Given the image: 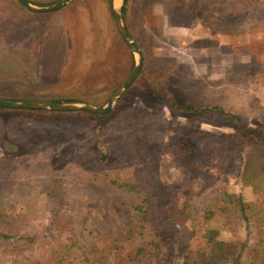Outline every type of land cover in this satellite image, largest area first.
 Here are the masks:
<instances>
[{
  "label": "rangeland",
  "instance_id": "1",
  "mask_svg": "<svg viewBox=\"0 0 264 264\" xmlns=\"http://www.w3.org/2000/svg\"><path fill=\"white\" fill-rule=\"evenodd\" d=\"M237 1L128 0L124 20L143 64L107 114L0 111V264L14 258L2 233L47 243L62 232L124 233L140 198L106 178L152 186L176 228L193 230L190 248L236 241L244 262L255 238L242 223L232 231L195 221L224 190L264 207L240 179L256 139L239 132L264 137V5L238 8ZM8 4L0 0L1 12L11 10L0 18V30H8L0 98L102 106L132 70L136 55L108 0H69L40 13ZM40 239L24 251L31 261L45 246ZM174 247L179 264L180 244Z\"/></svg>",
  "mask_w": 264,
  "mask_h": 264
},
{
  "label": "trees",
  "instance_id": "2",
  "mask_svg": "<svg viewBox=\"0 0 264 264\" xmlns=\"http://www.w3.org/2000/svg\"><path fill=\"white\" fill-rule=\"evenodd\" d=\"M5 2L12 7L26 10L16 0H5ZM127 2L128 0H122L121 14L124 19L128 14ZM246 5L251 7L264 5V0L237 1L238 8ZM7 10L11 11L9 6L4 11ZM4 11H0V18L5 21L3 17L8 19L11 15L6 17ZM126 27L128 29L127 25ZM7 31L0 30V44L2 41L5 42L3 36H6ZM3 75L0 69V80ZM0 94H5V90L0 89ZM17 97L28 96L20 93ZM30 97L42 98L44 95L35 93ZM208 109L210 108H202V110ZM0 111L39 110L0 107ZM239 132L242 139L250 135L256 139V144L245 154L240 179L243 184L250 185L255 193L264 198V137L254 131L247 132L242 127ZM105 157L101 155L100 158L105 159ZM105 180L113 188L136 192L140 198L139 202L130 205L133 212L132 220L124 233L114 236L96 229H91L84 235H67L62 232L57 234L52 243L40 239L37 234L14 237L2 233L4 238L13 241L5 248L14 256L10 264H152L154 261L152 262L151 259L155 260V263H160V258L163 256L165 264H177L174 258L175 243L180 244L179 264H264V207L245 201L239 193L224 190L217 197L209 200L195 221L205 227L215 226L232 231L237 224L242 223L247 232L255 238V241L246 248L244 262H240L241 253L236 241L213 239L206 250L190 248L188 240L193 230L182 231L176 228L173 220L165 213L166 206L159 202L152 186L139 185L118 178ZM38 238L45 246L41 247L39 256L35 258L36 261H31L30 254L24 251L33 247ZM19 257H22L23 261L19 260Z\"/></svg>",
  "mask_w": 264,
  "mask_h": 264
},
{
  "label": "water",
  "instance_id": "3",
  "mask_svg": "<svg viewBox=\"0 0 264 264\" xmlns=\"http://www.w3.org/2000/svg\"><path fill=\"white\" fill-rule=\"evenodd\" d=\"M22 6L31 12H52L60 9L69 0H57L48 5H38L29 0H17ZM121 1L114 6V0H108L110 12L114 20L115 26L122 38L128 45L130 50L136 55L132 70L121 83V85L112 93L108 101L102 106H95L87 102L81 101H66V102H52L44 100H9L0 98V107L9 109H36V110H51V111H78L87 110L97 114H107L112 109L114 103L123 94V92L132 84L139 74L143 64V54L125 25L121 15Z\"/></svg>",
  "mask_w": 264,
  "mask_h": 264
},
{
  "label": "bare ground",
  "instance_id": "4",
  "mask_svg": "<svg viewBox=\"0 0 264 264\" xmlns=\"http://www.w3.org/2000/svg\"><path fill=\"white\" fill-rule=\"evenodd\" d=\"M119 0H114V6L117 5Z\"/></svg>",
  "mask_w": 264,
  "mask_h": 264
},
{
  "label": "crops",
  "instance_id": "5",
  "mask_svg": "<svg viewBox=\"0 0 264 264\" xmlns=\"http://www.w3.org/2000/svg\"><path fill=\"white\" fill-rule=\"evenodd\" d=\"M122 6V5H121ZM122 15V14H121ZM123 18V17H122ZM123 20H124V18H123ZM124 22H125V20H124ZM125 25H128V24H125Z\"/></svg>",
  "mask_w": 264,
  "mask_h": 264
}]
</instances>
